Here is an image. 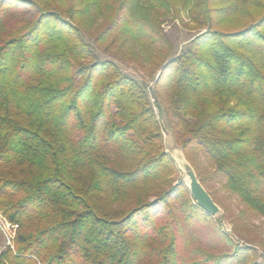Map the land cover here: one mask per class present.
Returning <instances> with one entry per match:
<instances>
[{
    "label": "trees",
    "instance_id": "obj_1",
    "mask_svg": "<svg viewBox=\"0 0 264 264\" xmlns=\"http://www.w3.org/2000/svg\"><path fill=\"white\" fill-rule=\"evenodd\" d=\"M166 17L202 29L176 54ZM0 213V264H262L240 223L264 219V0H0Z\"/></svg>",
    "mask_w": 264,
    "mask_h": 264
},
{
    "label": "rangeland",
    "instance_id": "obj_2",
    "mask_svg": "<svg viewBox=\"0 0 264 264\" xmlns=\"http://www.w3.org/2000/svg\"><path fill=\"white\" fill-rule=\"evenodd\" d=\"M186 21V19H184ZM162 28L167 36L170 38L173 44V52L172 54L178 53L181 49H183L187 42L194 37L198 31L202 29H198L195 27H191V25H183L178 19H171V17H166L163 20ZM88 44H91L90 39L85 38ZM97 51V50H96ZM100 58L103 59H112L108 55L103 54L97 51ZM115 61V60H114ZM116 64L120 67V69L126 73L134 77L142 86L151 89L153 76L148 73L147 68H143L138 64H134L131 62H117ZM161 128L163 132V141L165 152L169 155V157L174 161L175 166L178 169L177 177L180 182L187 186L188 178L185 174V171L189 165V163L184 159L180 146L173 140L170 131L166 125L164 119L160 120ZM182 158V161L180 160ZM216 190V198L228 209H232L234 213L237 212L242 206L237 201L235 197L225 192L220 188L219 183L215 185ZM221 208L219 207V212L215 215L216 218H220V224L223 230L229 231L231 229L230 224L221 219ZM0 224L5 228L6 236L1 231L2 238L0 240L1 248L5 247V245L9 246L10 249L13 248V241L16 237V229L13 230L10 227H6L3 216L0 213ZM241 224V225H240ZM241 234L243 235V239L241 238V243H245L246 239H249L256 243L257 245V256L259 262L264 264V219L255 215L246 216L240 223ZM9 239V244H8Z\"/></svg>",
    "mask_w": 264,
    "mask_h": 264
},
{
    "label": "water",
    "instance_id": "obj_3",
    "mask_svg": "<svg viewBox=\"0 0 264 264\" xmlns=\"http://www.w3.org/2000/svg\"><path fill=\"white\" fill-rule=\"evenodd\" d=\"M185 174L188 178L187 188L192 198L199 207L205 210L208 214L215 216L219 212V207L216 203H214L208 192L200 184L190 166L187 167Z\"/></svg>",
    "mask_w": 264,
    "mask_h": 264
},
{
    "label": "built area",
    "instance_id": "obj_4",
    "mask_svg": "<svg viewBox=\"0 0 264 264\" xmlns=\"http://www.w3.org/2000/svg\"><path fill=\"white\" fill-rule=\"evenodd\" d=\"M3 220H4V223H5L6 227H10V228L13 229V230L16 228V225H15V224L9 223V222L6 221L4 218H3ZM0 230H1L2 233H4L5 236H6L5 228H4L3 225H1V224H0ZM8 244H9V239H8Z\"/></svg>",
    "mask_w": 264,
    "mask_h": 264
},
{
    "label": "bare ground",
    "instance_id": "obj_5",
    "mask_svg": "<svg viewBox=\"0 0 264 264\" xmlns=\"http://www.w3.org/2000/svg\"><path fill=\"white\" fill-rule=\"evenodd\" d=\"M180 160L182 161V158Z\"/></svg>",
    "mask_w": 264,
    "mask_h": 264
}]
</instances>
